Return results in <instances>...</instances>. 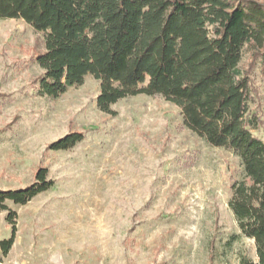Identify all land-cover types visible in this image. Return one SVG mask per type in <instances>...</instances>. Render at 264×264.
I'll return each mask as SVG.
<instances>
[{
  "label": "rangeland",
  "instance_id": "374dc122",
  "mask_svg": "<svg viewBox=\"0 0 264 264\" xmlns=\"http://www.w3.org/2000/svg\"><path fill=\"white\" fill-rule=\"evenodd\" d=\"M264 2V0H256ZM44 36L22 20H0V190L26 188L47 168L52 190L0 216V241L16 238L0 264H241L257 259L229 209L243 178L231 152L211 147L183 126L160 96L128 97L98 111L99 81L86 77L58 99L39 97L35 58ZM240 68L262 118L264 78L249 50ZM82 133L69 151L57 140Z\"/></svg>",
  "mask_w": 264,
  "mask_h": 264
},
{
  "label": "trees",
  "instance_id": "16d2710c",
  "mask_svg": "<svg viewBox=\"0 0 264 264\" xmlns=\"http://www.w3.org/2000/svg\"><path fill=\"white\" fill-rule=\"evenodd\" d=\"M0 20L25 21L44 36L37 94L58 99L86 77L99 81L97 108L112 109L128 97L160 96L181 112L183 126L211 147L231 152L243 178L231 186L229 209L244 238L255 242L264 264V140L252 110L255 90L239 66L249 50L264 78V2L256 0H0ZM85 141L71 133L49 150L69 151ZM48 169L40 168L26 188L0 190V216L12 226L9 204L25 206L52 190ZM0 241V260L13 249Z\"/></svg>",
  "mask_w": 264,
  "mask_h": 264
}]
</instances>
